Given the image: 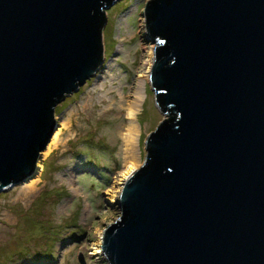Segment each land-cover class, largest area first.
Wrapping results in <instances>:
<instances>
[{"label": "water", "instance_id": "obj_1", "mask_svg": "<svg viewBox=\"0 0 264 264\" xmlns=\"http://www.w3.org/2000/svg\"><path fill=\"white\" fill-rule=\"evenodd\" d=\"M119 0H0V193L32 180L55 107L100 69ZM166 120L102 233L107 264H264V0H150Z\"/></svg>", "mask_w": 264, "mask_h": 264}, {"label": "rangeland", "instance_id": "obj_2", "mask_svg": "<svg viewBox=\"0 0 264 264\" xmlns=\"http://www.w3.org/2000/svg\"><path fill=\"white\" fill-rule=\"evenodd\" d=\"M148 1L119 0L106 11L100 70L55 107L58 129L34 178L0 193V264H107L101 236L120 217L114 203L123 185L121 97L139 89L141 166L147 136L167 118L145 74L155 48L144 31ZM109 190H119L113 202Z\"/></svg>", "mask_w": 264, "mask_h": 264}, {"label": "bare ground", "instance_id": "obj_3", "mask_svg": "<svg viewBox=\"0 0 264 264\" xmlns=\"http://www.w3.org/2000/svg\"><path fill=\"white\" fill-rule=\"evenodd\" d=\"M152 60H153V55L150 61L149 62L147 61L148 67H147L145 74H148L150 72V69L152 67V62H153ZM142 78H146L148 80L147 76L142 77ZM139 93H140L139 89H137L136 92L134 94L132 93L133 95H131L130 97L128 98H125L124 96L121 97L122 98L121 103H119L120 106L118 105L119 106L118 110L120 112L122 111L123 113H125V120H126L125 124L122 126V129L119 133L123 141L122 148L120 150V153L123 159V170L119 176L120 177L119 182L116 181L118 182L117 183L118 186L121 184H124V182H126L141 167V164L139 162L137 152H136L139 130H138L136 118H135L139 111L138 109H139L140 102H141L140 101L141 96ZM118 192L113 191V190L108 191L107 195L110 196L109 199L111 202H113L116 199V195Z\"/></svg>", "mask_w": 264, "mask_h": 264}]
</instances>
